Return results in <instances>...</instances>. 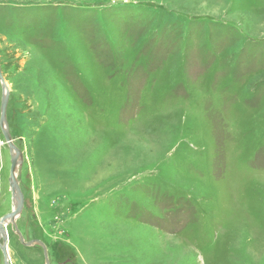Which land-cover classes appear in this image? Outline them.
Masks as SVG:
<instances>
[{
  "label": "rangeland",
  "instance_id": "rangeland-1",
  "mask_svg": "<svg viewBox=\"0 0 264 264\" xmlns=\"http://www.w3.org/2000/svg\"><path fill=\"white\" fill-rule=\"evenodd\" d=\"M0 68L49 264H264V0H0Z\"/></svg>",
  "mask_w": 264,
  "mask_h": 264
},
{
  "label": "water",
  "instance_id": "water-1",
  "mask_svg": "<svg viewBox=\"0 0 264 264\" xmlns=\"http://www.w3.org/2000/svg\"><path fill=\"white\" fill-rule=\"evenodd\" d=\"M0 84L2 88V98H1V103H0V131L5 140V143L7 144L11 152V163H10V169H9V188H10L12 201L15 204V209H13L10 214L0 219V249H1L2 256H3V262L4 264H9V257H8V251H7V239L8 238L1 225L5 223L6 225H10L12 228L15 229V233L19 241L22 243V245L26 247H30L33 245L40 247L43 251L45 264H49L46 247L37 240L30 241L29 243H24L20 232L16 229V224H15L16 219L22 212V209L24 206L23 195L20 191L19 185L16 180V175H15L16 167L18 166L19 162L22 160V154L13 145L10 139L8 130H7V126H6V108L8 104L9 95H8V89L6 87L3 75L1 73V68H0ZM12 152L14 153L13 156H12Z\"/></svg>",
  "mask_w": 264,
  "mask_h": 264
},
{
  "label": "bare ground",
  "instance_id": "bare-ground-1",
  "mask_svg": "<svg viewBox=\"0 0 264 264\" xmlns=\"http://www.w3.org/2000/svg\"><path fill=\"white\" fill-rule=\"evenodd\" d=\"M12 207H13V209H15V204H13ZM1 225H2V228L4 229V231H5V233H6V230H5V225H6V224L4 223V224H1Z\"/></svg>",
  "mask_w": 264,
  "mask_h": 264
}]
</instances>
